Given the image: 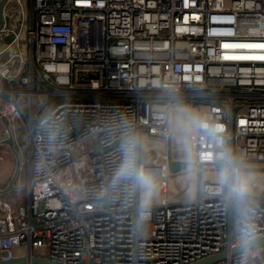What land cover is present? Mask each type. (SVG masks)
<instances>
[{
    "label": "built area",
    "instance_id": "built-area-1",
    "mask_svg": "<svg viewBox=\"0 0 264 264\" xmlns=\"http://www.w3.org/2000/svg\"><path fill=\"white\" fill-rule=\"evenodd\" d=\"M28 6L26 59H0V145L12 137L29 168L28 201L0 198V261L187 264L228 250L211 264H264V246L230 253L264 235V189L248 184L239 201L229 191L254 170L243 162H264V0ZM175 107L194 108L192 129L173 132ZM176 135L188 136L190 159L174 157ZM130 141L136 172L119 175ZM170 160L185 166L171 171ZM140 171L159 180L158 204L140 203ZM176 180L184 196L171 200Z\"/></svg>",
    "mask_w": 264,
    "mask_h": 264
},
{
    "label": "rangeland",
    "instance_id": "rangeland-1",
    "mask_svg": "<svg viewBox=\"0 0 264 264\" xmlns=\"http://www.w3.org/2000/svg\"><path fill=\"white\" fill-rule=\"evenodd\" d=\"M23 4H17L12 2L9 7H11V11L7 12V20L9 21L8 32L4 40L0 42V59L3 61H8L11 64H16L21 59L25 60L27 57V47H26V33L28 28V22L30 20V8L28 6L29 0H20ZM14 25V26H13ZM18 41V44H16ZM156 105L155 107H157ZM194 116L195 110L194 108L187 107H175L171 110V128L173 132L179 133L184 132L187 129H192L194 126ZM173 153L175 158H188L190 159V150H189V139L186 135H176L173 137ZM147 153L143 154V159H147ZM21 157L24 159V155L21 154ZM18 160V159H17ZM18 162V161H16ZM194 165L189 166L193 168ZM23 166H20L16 163L14 165L10 154H5L2 159H0V175L5 177L8 173L11 172L16 173L21 180ZM244 168H253L252 172H249L245 175V179L248 184L253 188L252 191L254 193H259L262 189H264V162L262 161H245L243 162ZM220 174L219 176H221ZM206 179H213L214 175L211 173H205ZM186 182L191 189V192L187 194L188 197H192L195 195L196 186H197V176L196 174H186L185 176ZM151 186V195L146 197L145 187L140 185V203L142 205L149 204H158L161 201L162 194L160 191V182L159 180H153ZM255 183L257 185H255ZM183 182L181 180H176L174 187L170 190L169 198L171 200L176 199L180 200L184 196V192L182 190ZM22 190V189H21ZM23 196H18V200H22V198L26 197V190L24 191ZM147 199V204H145V200ZM146 222L143 221V235L146 233ZM21 251H24L21 249Z\"/></svg>",
    "mask_w": 264,
    "mask_h": 264
},
{
    "label": "water",
    "instance_id": "water-1",
    "mask_svg": "<svg viewBox=\"0 0 264 264\" xmlns=\"http://www.w3.org/2000/svg\"><path fill=\"white\" fill-rule=\"evenodd\" d=\"M8 1L9 0H0V30L4 27V24H5V11L4 10H5V6ZM6 143L9 144L10 146H13V138L9 137L6 140ZM217 165L222 166L223 164L222 162H218ZM184 166H185L184 163L173 161V160L169 161V167L171 171L181 170ZM14 187L16 186L13 183H10L6 188L0 189V194L8 192ZM263 194H264V191H263ZM262 246H264V235L254 237L248 242L232 248L230 250V253L235 254L240 251H246L252 248H257V247H262ZM228 255H229V251L223 250L219 253H215V254L200 258L198 260L192 261L187 264H211L219 260L225 259L226 257H228ZM24 262H25L24 258L18 257V258L11 259L8 261H0V264H19V263H24ZM33 262L42 263V264H60V263H56L51 260L43 259L39 257H34Z\"/></svg>",
    "mask_w": 264,
    "mask_h": 264
},
{
    "label": "clouds",
    "instance_id": "clouds-1",
    "mask_svg": "<svg viewBox=\"0 0 264 264\" xmlns=\"http://www.w3.org/2000/svg\"><path fill=\"white\" fill-rule=\"evenodd\" d=\"M224 160L226 163L230 164L231 163V156L228 153L224 154ZM130 172H136V167H135V154H134V141H130L128 148H127V157L124 161V164L122 165V168L120 170L119 175H123L125 173H130ZM137 178L140 181V183L147 189L146 191V197L151 195V178L144 172L140 171L137 173ZM222 181L227 182L228 181V172L227 170L222 174ZM230 194L232 198H235L236 200H243L249 189H248V182L245 179L244 176L242 175H237L234 177L233 182L230 185ZM147 199L145 200V204H147ZM241 241H245L247 239L246 234H242L240 237Z\"/></svg>",
    "mask_w": 264,
    "mask_h": 264
},
{
    "label": "crops",
    "instance_id": "crops-1",
    "mask_svg": "<svg viewBox=\"0 0 264 264\" xmlns=\"http://www.w3.org/2000/svg\"><path fill=\"white\" fill-rule=\"evenodd\" d=\"M2 124L0 122V130L2 129ZM23 139V136L20 135L19 133L15 136V144H16V149H19V143L20 141ZM4 153L5 154H10V157L14 163V165H16V163L18 164L17 160V156L12 148V146H10L9 144L7 145H0V159H2L4 157ZM20 154L24 155L25 157V153L20 151ZM23 159V158H22ZM23 166V172H22V177L21 180H19V177L17 176L16 173H12L11 174H7L5 177H2L0 175V189H4L6 188L10 183H13L16 187L12 188L10 191L0 194V198L1 200H6V201H10L12 203H19V202H27L28 201V190L26 189L25 185L27 183L28 177H29V168L28 166L25 165H21ZM22 189V190H21ZM26 190V197L22 198V200H18V196H23V193H25L24 191Z\"/></svg>",
    "mask_w": 264,
    "mask_h": 264
},
{
    "label": "snow or ice",
    "instance_id": "snow-or-ice-1",
    "mask_svg": "<svg viewBox=\"0 0 264 264\" xmlns=\"http://www.w3.org/2000/svg\"><path fill=\"white\" fill-rule=\"evenodd\" d=\"M261 46H264V45H261Z\"/></svg>",
    "mask_w": 264,
    "mask_h": 264
}]
</instances>
